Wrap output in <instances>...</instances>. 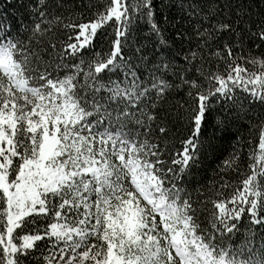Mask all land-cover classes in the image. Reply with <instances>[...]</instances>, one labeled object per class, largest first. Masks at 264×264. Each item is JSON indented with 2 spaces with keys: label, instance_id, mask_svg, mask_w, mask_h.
Wrapping results in <instances>:
<instances>
[{
  "label": "snow or ice",
  "instance_id": "1",
  "mask_svg": "<svg viewBox=\"0 0 264 264\" xmlns=\"http://www.w3.org/2000/svg\"><path fill=\"white\" fill-rule=\"evenodd\" d=\"M160 3L0 0V264H264V0Z\"/></svg>",
  "mask_w": 264,
  "mask_h": 264
},
{
  "label": "trees",
  "instance_id": "2",
  "mask_svg": "<svg viewBox=\"0 0 264 264\" xmlns=\"http://www.w3.org/2000/svg\"><path fill=\"white\" fill-rule=\"evenodd\" d=\"M16 2H18V0H16ZM165 2H167V0H165ZM0 6H2V5H0ZM157 8L161 12V17H160L161 20L163 19V17L169 15V10L163 8V5L160 3V0H157ZM172 15L176 16V18L178 19L180 14L178 12H176L175 10H173L172 11ZM141 35L142 36H147L148 35L147 26H144L143 27V30L141 31ZM165 35L166 36H170V33L166 32ZM169 42H171V41H169ZM148 46L150 48L152 47V42L151 41L148 42ZM245 123H247V121H245ZM225 147H227V144L226 143H225ZM228 151H231V149H228ZM244 151L247 152L248 149L245 148ZM221 152H223V155L224 156H227V152H224L223 149H221L219 152H217L216 156L219 157L221 155ZM217 163H218V160L215 159V158H210L209 161H208V164L212 168H214ZM247 163H248L247 158H245L244 166H247ZM208 175H209V177H211L213 175V172L211 170H209ZM244 222L247 223V217H245ZM244 234H245V229L244 228H241L240 229V233L237 234L238 236H240V239H237L236 237H233V239L236 240V243L237 244H240L242 242L243 235Z\"/></svg>",
  "mask_w": 264,
  "mask_h": 264
}]
</instances>
